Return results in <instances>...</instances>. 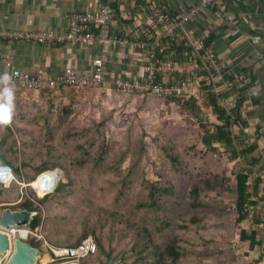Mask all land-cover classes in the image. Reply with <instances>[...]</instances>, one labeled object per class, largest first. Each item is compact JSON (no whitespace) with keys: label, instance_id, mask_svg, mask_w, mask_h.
Listing matches in <instances>:
<instances>
[{"label":"rangeland","instance_id":"obj_1","mask_svg":"<svg viewBox=\"0 0 264 264\" xmlns=\"http://www.w3.org/2000/svg\"><path fill=\"white\" fill-rule=\"evenodd\" d=\"M102 88L0 95V156L17 180L0 187V212L34 209L37 226L26 229L54 246L91 238L97 252L81 264H101L108 252L118 264H264V214L250 192L255 213L236 222L235 175L247 160L201 143L215 123L206 101L197 113ZM39 168L60 172L43 198L20 184Z\"/></svg>","mask_w":264,"mask_h":264},{"label":"crops","instance_id":"obj_2","mask_svg":"<svg viewBox=\"0 0 264 264\" xmlns=\"http://www.w3.org/2000/svg\"><path fill=\"white\" fill-rule=\"evenodd\" d=\"M198 1L125 0L116 4L111 30L128 42L124 47L96 43L70 46L28 41H18L8 46L0 40V72H6L2 55L7 53H13V68L31 77L42 75L47 79H54L68 68L80 75H89L93 68L92 61L101 58L107 71L102 89L113 90L115 77L135 76L138 65L134 63H137V58L141 59L138 61L140 64L154 62L162 57L183 61L189 58L190 47L187 40L181 37L205 35L207 43L227 66L228 77H220L215 73L207 76L203 70L194 69H185V73L190 72L193 76L196 96L204 102L206 91L195 86H208L205 81H212L219 105L231 118L233 134L242 141L243 147H254L247 159L244 157V160H254L249 171L254 179L252 171L258 169L261 172L264 165V132H261L264 130V0H218L217 7L204 9L202 15L186 24L179 33L182 36L163 39L162 52H153L149 48L137 51L133 47L139 41H151L153 36L163 31L164 25H156L151 17L153 7H158L167 17L180 16ZM100 4L101 0H0V28L64 34L68 30L71 14L96 12ZM175 72L158 75L167 80L179 75ZM238 75L244 78L227 89L224 80H234ZM7 89L13 96L12 90ZM3 95L9 94L4 92ZM208 115L215 125L222 123L213 110ZM214 146L223 148L220 144ZM262 185V182L255 188H251V185L250 192L257 209H261L264 214ZM259 226L262 227V224Z\"/></svg>","mask_w":264,"mask_h":264},{"label":"built area","instance_id":"obj_3","mask_svg":"<svg viewBox=\"0 0 264 264\" xmlns=\"http://www.w3.org/2000/svg\"><path fill=\"white\" fill-rule=\"evenodd\" d=\"M125 0H101L99 10L93 13H73L69 16V27L64 34H55L50 31H21L8 30L0 28V40L8 46H12L18 41H28L38 44H66L70 46L100 44L111 45L114 47H124L128 44L125 39L119 37L111 30L114 15V6L123 3ZM218 6V0H199L197 4L187 8L186 12L180 16L167 17L160 12L158 7H153L151 17L156 25H164L162 32L152 37L151 41L143 40L133 45L137 51L144 49L158 50L162 52L161 42L163 39H175L179 37L181 29L194 18L203 14L204 9L215 8ZM182 36V35H180ZM187 40L190 47L189 58L183 61L174 59H158L154 62L140 64V58H137L135 65L138 70L133 78H124L117 76L113 79L112 88L118 93L137 94L149 97H156L163 100L188 99L196 96L194 90L193 76L190 72L184 76L185 69L205 70L212 75L215 73L220 77H228V69L225 63L215 54L211 45L206 41L205 35H190L181 37ZM13 53L2 55L4 58V67L9 76L5 83L0 81L1 89H22L28 92L40 93L44 88H57L59 86H78L81 88L103 86L107 71L101 58L92 61V72L89 75H80L74 69L68 68L54 79H47L42 75L35 77L29 76L26 72L13 68ZM176 71L178 76L164 80L159 78L160 73ZM175 72V73H176ZM4 74L0 72V75ZM244 78L238 75L236 79L226 78L224 86L231 89L235 82ZM261 132H264L261 131ZM7 169L0 166V170ZM8 170V169H7ZM40 174L39 176H42ZM263 190H264V171ZM11 182V181H10ZM4 185L3 182H0ZM9 184V183H8ZM5 186V185H4ZM13 237H19L22 240L29 241L30 238L42 241L39 246L46 259L39 260V264H81L86 257L95 255L97 252L96 243L91 238H84L74 246L57 247L49 244L38 231H28L22 235L20 228L8 230Z\"/></svg>","mask_w":264,"mask_h":264},{"label":"trees","instance_id":"obj_4","mask_svg":"<svg viewBox=\"0 0 264 264\" xmlns=\"http://www.w3.org/2000/svg\"><path fill=\"white\" fill-rule=\"evenodd\" d=\"M155 52L160 53L158 50H156ZM203 73L207 76H209V74H210L208 71H205V70L203 71ZM184 76H186V73H184ZM205 82L208 83V84L206 83V85H208V86H203V87L201 86L200 87V89L203 88V91H206L207 98L205 100L206 101L205 103L208 107L212 108V110L217 115L218 120H220L222 123L219 125L214 124V125H212L211 129L204 131L203 136L201 137V143L211 151L217 150V147H215L214 144L222 145L224 148H226L227 151L230 152V159H232V160L242 159L244 157L247 158V156H249V154L251 152H253L254 147L253 146L243 147L242 141L240 139H238L233 134V131L231 128V126H232L231 125L232 124L231 118L229 117V115L227 114L225 109H223L219 105L218 96L215 93L214 87L211 85L212 81L209 80V81H205ZM101 87H104V86H98V87L91 86V87L81 88L78 86L68 85V86H59V87L53 88V89L46 87L38 94L33 93V92H29V93L40 95L42 93H50V92L57 93V91H60V89H63V88H77V89H92V88H94L95 89V88H101ZM6 89L0 90V95L2 94L1 97L6 98V99H13L17 93L28 92V91H25L22 89H11L13 96H10V95L4 96L3 93L6 92L5 91ZM196 93H197V91H196ZM141 96H143V95H141ZM197 100H198V96H191L188 99H183V100L177 99V101H179L182 104V106H184L185 109H188L190 112L199 113V109L196 106ZM253 164H254V160L250 161V159H248L247 165H246L247 170H242L235 175L236 212H237L236 222L237 223H242L243 221L248 220L250 217H252V214L255 213L254 209L251 211L252 207L250 209H247L249 207L248 206L249 196H248L247 192H250L251 188H255L256 185H258L259 183L262 182V180H263L262 172L264 171V165H263V170L261 172L260 171L258 172V169L255 171L254 170L252 171L254 173V176H253L254 179H252V176L249 174V171L251 170L250 166H252ZM0 166L10 169L12 174L14 175L13 167L10 164L6 163L2 156H0ZM45 171H49L48 168H43V169L39 168L38 172L34 176L33 180L36 179L40 174H42ZM12 182L16 183L17 180L14 179L11 182H9L8 187H5L2 183H0V187L1 188H9L11 186V184H13ZM28 183L29 182H27L26 184H28ZM250 186H251V188H250ZM250 197H251V192H250ZM251 200H252V198H251ZM252 206L254 208L256 207L255 201H253V200H252ZM29 210L34 211V209H32V208H30ZM36 226H37V222H36V219L34 218L31 221V227L35 228ZM80 241L76 242V243L61 242L63 244L59 243V244H56V246L57 247L74 246V245H77L78 243H80ZM166 254L169 257H172L173 260H177L180 257V253L173 246L167 247V253ZM93 256L86 257L84 260H87L89 258L91 259ZM142 264H165V263H163L161 260H157V262H152V263L144 262Z\"/></svg>","mask_w":264,"mask_h":264},{"label":"water","instance_id":"obj_5","mask_svg":"<svg viewBox=\"0 0 264 264\" xmlns=\"http://www.w3.org/2000/svg\"><path fill=\"white\" fill-rule=\"evenodd\" d=\"M2 170V169H1ZM54 190V189H53ZM52 190V191H53ZM36 213L32 210H11L3 208L0 212V264H39L44 253L28 241L13 237L8 230L27 227ZM106 261L101 264H118L121 260L105 254Z\"/></svg>","mask_w":264,"mask_h":264},{"label":"bare ground","instance_id":"obj_6","mask_svg":"<svg viewBox=\"0 0 264 264\" xmlns=\"http://www.w3.org/2000/svg\"><path fill=\"white\" fill-rule=\"evenodd\" d=\"M3 171L6 172L7 169H4ZM42 174H43L42 176H38L36 179L29 182L28 184V186H30L31 189L35 192V194L38 195L39 197H43V195L52 192V190L56 187L60 179V172L57 170L45 171ZM20 184L24 185L22 183ZM27 231L28 229H26L25 227L20 228V232L22 235L26 234Z\"/></svg>","mask_w":264,"mask_h":264},{"label":"clouds","instance_id":"obj_7","mask_svg":"<svg viewBox=\"0 0 264 264\" xmlns=\"http://www.w3.org/2000/svg\"><path fill=\"white\" fill-rule=\"evenodd\" d=\"M9 80V76L7 73H4L0 75V81L7 82ZM9 95H11L10 90L6 89L5 90ZM8 122V116L5 114L2 118H0V123H7ZM15 177L12 174L11 170L8 169L6 172L3 170H0V182H3L5 187L8 186V183L12 180H14Z\"/></svg>","mask_w":264,"mask_h":264}]
</instances>
